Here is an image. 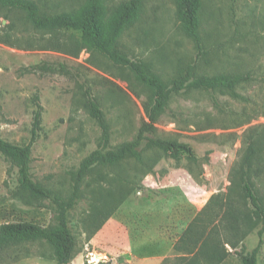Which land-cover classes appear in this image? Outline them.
I'll use <instances>...</instances> for the list:
<instances>
[{"label": "rangeland", "instance_id": "rangeland-1", "mask_svg": "<svg viewBox=\"0 0 264 264\" xmlns=\"http://www.w3.org/2000/svg\"><path fill=\"white\" fill-rule=\"evenodd\" d=\"M31 1L47 14L76 12L86 2ZM133 1L108 0V16ZM178 2L141 0L138 21L120 40L122 50L166 83L189 68L195 76L251 73L253 79L238 88L243 99L190 90L172 101L150 137L188 145L192 155L147 150L143 165L99 168L86 179L69 217L75 264H91V254L102 255L95 264H157L158 258H165L161 264H243L238 253L251 254L259 245L264 222L243 196L241 172L251 147H260L252 176L264 198V0H201L205 56L182 29ZM89 96L105 112L112 148L136 139L148 121L147 89L128 68L91 50L81 34L36 29L24 12L0 5V134L14 144L31 143L40 104L32 175L65 196L73 193V174L102 144ZM227 212L235 215L238 231L230 230ZM19 221L53 226L54 207L21 190L18 169L0 155V226ZM199 237L220 261L186 258ZM262 238L258 264H264ZM23 250L16 262L0 255V264H57L49 245Z\"/></svg>", "mask_w": 264, "mask_h": 264}, {"label": "trees", "instance_id": "trees-1", "mask_svg": "<svg viewBox=\"0 0 264 264\" xmlns=\"http://www.w3.org/2000/svg\"><path fill=\"white\" fill-rule=\"evenodd\" d=\"M108 0H86L85 4L76 12L57 14L43 13L38 5L31 0H0V5L9 10H19L26 14L32 26L39 30H68L81 34L85 44L93 51L108 58L115 64L128 68L135 80L147 89L148 96L144 109L148 121L143 125L136 139L124 143L117 148L111 147V129L106 115L100 104L89 96V109L92 117L102 130L101 147L90 154L73 174V193L65 196L45 188L32 175V151L38 132L42 129L43 107L39 104L36 111L33 134L34 138L27 145L11 143L0 134V155L11 161L18 169L19 188L37 201H49L55 211L56 224L45 227L35 222H8L0 226V255H7L18 261L23 249L30 244H46L53 248L57 264H71L77 256V242L73 235L69 217L83 195V185L99 168L113 169L131 161L143 165L145 151L159 150L166 153L185 152L192 155L190 146L178 142L151 138L157 129L156 125L165 115L172 101L190 90L202 92H219L236 99H243L237 92L238 88L253 77L251 73L236 75L195 76L192 68L185 74L178 75L171 83H166L145 61L134 60L121 48V38L125 31L134 25L140 17L141 0H134L115 14L108 16ZM201 0H179L177 17L185 34L194 42L202 56L207 55L205 36L202 31L203 23L200 16ZM146 149V150H145ZM261 148L251 147L242 163L243 183L241 190L246 200H249L254 215L264 222V198L256 188L253 179V163ZM147 167V166H144ZM123 179V178H122ZM125 181V179L123 180ZM235 181L233 180L234 185ZM229 228L238 231L233 212H227ZM244 223H248L247 216ZM264 230L260 231V242L251 254L238 253L243 264H258V255L263 244ZM247 232H244L243 238ZM208 240L197 238L191 246L188 256L192 258H206L207 262L220 261L215 252L207 248ZM234 249L237 244L228 243ZM15 253L17 256H13ZM28 255V252H27ZM184 259V258H182ZM222 259V258H221ZM2 260V258H0ZM167 260L165 262H168ZM187 264H196L198 259L187 260ZM107 264V263H100Z\"/></svg>", "mask_w": 264, "mask_h": 264}, {"label": "built area", "instance_id": "built-area-1", "mask_svg": "<svg viewBox=\"0 0 264 264\" xmlns=\"http://www.w3.org/2000/svg\"><path fill=\"white\" fill-rule=\"evenodd\" d=\"M91 258H92L90 261L91 264L99 263L101 261L97 259L98 256H96L95 254H91Z\"/></svg>", "mask_w": 264, "mask_h": 264}, {"label": "crops", "instance_id": "crops-1", "mask_svg": "<svg viewBox=\"0 0 264 264\" xmlns=\"http://www.w3.org/2000/svg\"><path fill=\"white\" fill-rule=\"evenodd\" d=\"M131 250H133V248H131ZM78 259H79V258H78ZM164 259H165V258H158V259H157V264H161V263L163 262ZM75 263H77V261H76V262L74 261V264H75Z\"/></svg>", "mask_w": 264, "mask_h": 264}, {"label": "bare ground", "instance_id": "bare-ground-1", "mask_svg": "<svg viewBox=\"0 0 264 264\" xmlns=\"http://www.w3.org/2000/svg\"><path fill=\"white\" fill-rule=\"evenodd\" d=\"M97 259L101 260L102 259V255L99 254Z\"/></svg>", "mask_w": 264, "mask_h": 264}]
</instances>
